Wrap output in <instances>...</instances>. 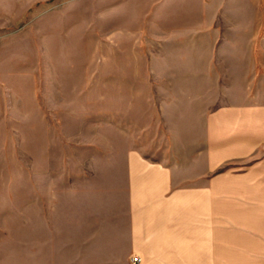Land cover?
Listing matches in <instances>:
<instances>
[{
    "label": "rangeland",
    "instance_id": "rangeland-1",
    "mask_svg": "<svg viewBox=\"0 0 264 264\" xmlns=\"http://www.w3.org/2000/svg\"><path fill=\"white\" fill-rule=\"evenodd\" d=\"M213 138L216 173L264 164V0H0V264H46L131 154L187 181Z\"/></svg>",
    "mask_w": 264,
    "mask_h": 264
},
{
    "label": "crops",
    "instance_id": "crops-1",
    "mask_svg": "<svg viewBox=\"0 0 264 264\" xmlns=\"http://www.w3.org/2000/svg\"><path fill=\"white\" fill-rule=\"evenodd\" d=\"M127 168L126 181L65 197L46 264H264V164L216 173L213 138L187 181L137 152Z\"/></svg>",
    "mask_w": 264,
    "mask_h": 264
},
{
    "label": "built area",
    "instance_id": "built-area-1",
    "mask_svg": "<svg viewBox=\"0 0 264 264\" xmlns=\"http://www.w3.org/2000/svg\"><path fill=\"white\" fill-rule=\"evenodd\" d=\"M132 260H133V264H139L140 262L139 256H134Z\"/></svg>",
    "mask_w": 264,
    "mask_h": 264
}]
</instances>
